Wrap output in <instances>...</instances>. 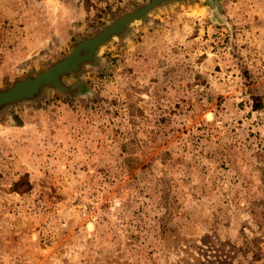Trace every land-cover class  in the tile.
I'll list each match as a JSON object with an SVG mask.
<instances>
[{"label":"rangeland","instance_id":"rangeland-1","mask_svg":"<svg viewBox=\"0 0 264 264\" xmlns=\"http://www.w3.org/2000/svg\"><path fill=\"white\" fill-rule=\"evenodd\" d=\"M150 0H0V90ZM0 108V264H264V0H167Z\"/></svg>","mask_w":264,"mask_h":264},{"label":"water","instance_id":"water-1","mask_svg":"<svg viewBox=\"0 0 264 264\" xmlns=\"http://www.w3.org/2000/svg\"><path fill=\"white\" fill-rule=\"evenodd\" d=\"M167 0H150L133 11L127 12L112 21L96 35L82 38L62 58L52 63L34 76L16 80L9 88L0 90V108L8 103L20 99L31 98L45 85H52L60 91H66L61 82V76L76 71L79 66L88 60L94 59L95 53L113 35L122 32L131 21L144 17L153 7ZM216 6V0H211Z\"/></svg>","mask_w":264,"mask_h":264},{"label":"trees","instance_id":"trees-1","mask_svg":"<svg viewBox=\"0 0 264 264\" xmlns=\"http://www.w3.org/2000/svg\"><path fill=\"white\" fill-rule=\"evenodd\" d=\"M201 264H203V263H201Z\"/></svg>","mask_w":264,"mask_h":264}]
</instances>
